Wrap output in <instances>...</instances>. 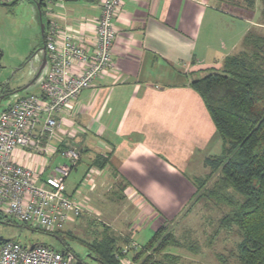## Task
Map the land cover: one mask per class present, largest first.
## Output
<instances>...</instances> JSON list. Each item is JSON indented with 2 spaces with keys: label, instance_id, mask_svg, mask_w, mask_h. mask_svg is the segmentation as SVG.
I'll use <instances>...</instances> for the list:
<instances>
[{
  "label": "crops",
  "instance_id": "1",
  "mask_svg": "<svg viewBox=\"0 0 264 264\" xmlns=\"http://www.w3.org/2000/svg\"><path fill=\"white\" fill-rule=\"evenodd\" d=\"M53 4L47 24L58 22L63 33L93 49L102 0ZM232 19L208 0H124L114 20V67L57 116L62 128L43 143L50 150L17 149L13 159L44 179L69 164L64 152L77 149L81 158L66 180L68 193L85 208L81 216L124 236L123 248L144 246L137 237L145 227L174 230L195 196V179L211 172L206 160L223 151L193 82L242 51L247 33L229 32V25L236 30ZM85 160L70 190L69 179Z\"/></svg>",
  "mask_w": 264,
  "mask_h": 264
},
{
  "label": "built area",
  "instance_id": "2",
  "mask_svg": "<svg viewBox=\"0 0 264 264\" xmlns=\"http://www.w3.org/2000/svg\"><path fill=\"white\" fill-rule=\"evenodd\" d=\"M11 0H0L6 4ZM124 0H102L97 22L95 45L88 49L69 33L61 31L58 22L47 27L46 48L48 72L41 95H26L0 115V210L23 224L59 234L80 218L85 208L68 193L66 180L78 164L81 154L71 148L64 152L69 164L59 166L58 175L42 178L13 159L22 149L36 155L50 150V142L62 128L57 116L95 80L114 67L113 46L117 39L114 20ZM137 244L126 246L128 254ZM128 257L124 264H131ZM0 264H79L66 248L63 251L35 244V248L16 242L0 245Z\"/></svg>",
  "mask_w": 264,
  "mask_h": 264
},
{
  "label": "trees",
  "instance_id": "3",
  "mask_svg": "<svg viewBox=\"0 0 264 264\" xmlns=\"http://www.w3.org/2000/svg\"><path fill=\"white\" fill-rule=\"evenodd\" d=\"M45 23L44 42L49 21ZM242 45V51L228 56L222 68L207 69L204 77L193 82L224 146L220 156L206 160L211 172L195 179L194 201L181 217L187 216L203 199L225 206L227 211L217 232L238 227L242 237L241 263L264 264L263 29L250 31ZM100 160L104 166L106 160L98 157V162ZM103 230L91 244V254L102 264H124L128 254H123L119 247L122 240L109 227L104 226ZM185 239H178L169 225H163L136 252L131 264H183L182 257L169 252V248L199 251L197 243ZM66 249L72 253L68 245ZM223 262H227L226 259Z\"/></svg>",
  "mask_w": 264,
  "mask_h": 264
},
{
  "label": "rangeland",
  "instance_id": "4",
  "mask_svg": "<svg viewBox=\"0 0 264 264\" xmlns=\"http://www.w3.org/2000/svg\"><path fill=\"white\" fill-rule=\"evenodd\" d=\"M13 1L15 0L0 4V115L23 96L41 95V87L48 72V66H46L40 76L36 78L44 56L42 22L38 9L40 0H17L14 3ZM57 1L69 5L84 2V0L77 2L43 0V22H48V12L54 8L53 2ZM208 1L215 8L230 15L233 21L235 20L236 30H232L229 25V32L239 33L241 28L247 34L250 31L257 32L264 24V0ZM253 23H257L259 26L252 25ZM215 42L218 43V41ZM26 86H28L26 89L16 93L17 90ZM86 162L85 160L84 164L79 166L69 179L70 190L74 188L75 184H79ZM207 175L208 173L199 177ZM193 199L189 205L192 204ZM226 211L225 206L215 205L207 199L196 203L185 220L181 217L175 222L174 230L173 226H169L178 239L186 241L185 238H187L197 243L199 251L192 252L188 248L170 247L169 252L181 256L183 264H242L239 260V245L242 242V237L238 227L217 232L220 230L221 220ZM100 226L101 224L94 217L81 216L76 222L69 224L62 233H59L58 237L45 229L24 225L21 221L9 216L4 210H0V238L24 246L44 244L60 251L67 247L61 243L60 240H62L71 249L73 256L79 260V264H102L94 259L95 255L91 254V244L104 231V228L102 229ZM110 229L113 232V229ZM68 230L71 231L70 234L67 232ZM113 233L115 234V232ZM140 234L137 237L138 243L146 245L153 237L154 232L149 226V228L145 227ZM118 237L122 242L124 241V236ZM122 242L119 247L123 249L128 244ZM141 248L134 250L131 247L128 257H134ZM223 259H226L227 262H223ZM132 264L134 263L132 262Z\"/></svg>",
  "mask_w": 264,
  "mask_h": 264
},
{
  "label": "water",
  "instance_id": "5",
  "mask_svg": "<svg viewBox=\"0 0 264 264\" xmlns=\"http://www.w3.org/2000/svg\"><path fill=\"white\" fill-rule=\"evenodd\" d=\"M66 2H77V1H79V0H65ZM15 1H13V3H14ZM42 4H43V0H40L39 2H38V9H39V12H40V17H41V22H42V24H41V32H42V35H43V38H44V34H45V29H46V23L45 22H43V12H42ZM42 51H43V54H44V56H43V61H42V65H41V67H40V70H39V72H38V74H37V77L36 78H38L39 76H40V74L42 73V71L44 70V68L46 67V66H48V53H47V48H46V44H45V42H44V46L42 47ZM28 86H26V87H24L23 89H20V90H17L16 91V93L17 92H20V91H22V90H24V89H26ZM5 242H9V240H6V239H4V238H0V243H5ZM35 248V244L34 245H31V249H34ZM91 256V255H90ZM95 260H97V258H94ZM78 260V259H77ZM79 261V260H78Z\"/></svg>",
  "mask_w": 264,
  "mask_h": 264
},
{
  "label": "flooded vegetation",
  "instance_id": "6",
  "mask_svg": "<svg viewBox=\"0 0 264 264\" xmlns=\"http://www.w3.org/2000/svg\"><path fill=\"white\" fill-rule=\"evenodd\" d=\"M60 241H61V243H63L65 246H67L66 243H65L64 241H62V240H60Z\"/></svg>",
  "mask_w": 264,
  "mask_h": 264
}]
</instances>
